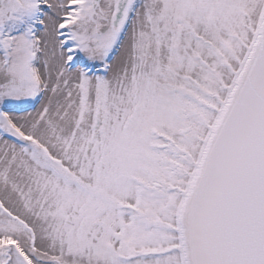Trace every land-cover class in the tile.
Instances as JSON below:
<instances>
[{"label":"snow or ice","instance_id":"snow-or-ice-1","mask_svg":"<svg viewBox=\"0 0 264 264\" xmlns=\"http://www.w3.org/2000/svg\"><path fill=\"white\" fill-rule=\"evenodd\" d=\"M0 264H264V0H0Z\"/></svg>","mask_w":264,"mask_h":264}]
</instances>
